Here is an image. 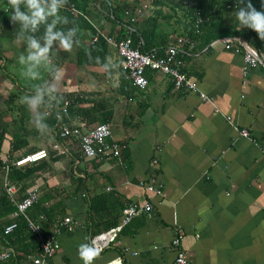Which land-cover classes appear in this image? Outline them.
I'll use <instances>...</instances> for the list:
<instances>
[{"label": "crops", "instance_id": "obj_1", "mask_svg": "<svg viewBox=\"0 0 264 264\" xmlns=\"http://www.w3.org/2000/svg\"><path fill=\"white\" fill-rule=\"evenodd\" d=\"M148 2L133 4L136 13ZM162 10L168 16L158 18L156 38L165 37L168 45L185 51L181 70L197 92L174 89L169 76L151 69L144 71L143 88L133 85L108 44L105 61L117 65L110 63V76L102 65H76V53L90 42L82 33L71 51L54 43L39 64L19 62L28 55V42L0 38L5 62L0 70V123L6 128L0 158L12 161L29 153L28 148L51 152L41 164L44 169L23 186L22 196L25 189L35 188L36 201L44 207L59 204L62 218L69 216L76 223L69 232L59 231V247L43 264H83L79 246L119 224L122 207L144 201L151 208L132 216L92 264L116 256L123 264H173L174 234L181 235L179 247L192 264H264V65H247L236 44L228 49L219 43L178 44L180 36L171 31L180 12L174 14L169 6ZM83 16L99 32L101 15ZM73 90L83 93L74 104L82 112L70 125L107 123L111 139L124 144L118 157L87 158L77 142L70 153L67 142L55 138L45 105L52 92ZM11 93L19 106L8 110L3 101ZM38 93L42 101L30 110L25 98ZM36 119L44 121L43 130L34 125ZM242 129L247 136L240 135ZM12 167L19 166L9 163L5 172L0 165V183L4 192L12 187L19 199L20 186L7 180ZM151 179L159 194L144 189ZM110 222L114 224L108 226ZM56 226L41 227V235L48 236ZM17 256V264L27 263Z\"/></svg>", "mask_w": 264, "mask_h": 264}, {"label": "trees", "instance_id": "obj_2", "mask_svg": "<svg viewBox=\"0 0 264 264\" xmlns=\"http://www.w3.org/2000/svg\"><path fill=\"white\" fill-rule=\"evenodd\" d=\"M137 1L139 3L140 0L121 1V3H114L112 0H67V3L59 10L60 15L56 17L59 21H63L66 17L67 23L59 22L53 30L67 32L69 28L75 27L77 29L75 40H77L80 33L88 37L90 42L85 44L86 50L75 55L76 65H103L106 63L107 44L103 35L110 36L115 40L128 37L131 47L137 48L142 52L154 51L155 54L160 55L162 49L168 44L165 37L162 39L156 38L159 28L158 18L168 16L163 12L162 7L169 6L174 14L180 12L178 22H175L176 26L171 32L180 36L179 38L184 41L182 43L183 46H187L184 44L185 41L192 43L195 47H201L220 37H238L244 40L257 53L264 56V40L259 39L254 30L241 27L235 17L236 8L243 6L238 5V0H176L175 2L172 0H149V8L144 6V9L142 7V10L136 13L133 4H136ZM80 2H82V6L79 5ZM251 3L258 11H264V7H262L264 0H251ZM71 5L74 8V12L69 10ZM78 6L82 8V14L78 10ZM150 7L152 8L151 11ZM21 10H24V5H21ZM145 10L148 12H144ZM11 11V6L4 0H0V38L7 36L19 37L23 42H28V37L34 36L43 42L45 24L39 25L35 32L22 30L20 22H12L10 20ZM86 14L94 15L95 17L101 15L102 24L99 32H97L95 26L84 19L83 15L86 16ZM52 19V17H49L47 22L50 23ZM92 35H96L94 40H92ZM0 59L2 63L0 70H4V58L0 57ZM122 71L125 73L123 69ZM80 95H83V93L76 90L71 92H52L50 101L45 105V112L48 113L45 114L44 112L45 116H47L46 121L54 127L55 138L63 145L64 141L67 142L65 147L70 146V153L73 145H76V141L71 136L60 137L59 129L60 124L71 126L70 122L74 119V115L82 112L74 107V104L82 99H80ZM14 97V94L11 93L3 101L8 110L19 106L18 103H14ZM65 100L67 102L66 105H64ZM1 114L2 111L0 112V117ZM106 119L107 117L104 116L101 122H105ZM5 129L0 123V143L5 135ZM35 149L37 148H28L26 152H32ZM48 154L50 155L51 152H46V156ZM44 158L19 167L10 168L7 173V180L9 184L20 186L19 198L22 196L23 186L25 187L26 182L44 169L43 165H41L45 163ZM14 210V204L8 199L0 183V246L11 247L14 251L20 253L22 257L35 255L37 252V241L28 229L22 215L11 216ZM25 214L34 219L40 228H52L63 219L62 209L59 204L53 203L49 207H44L42 206V201H36L30 205L26 209ZM39 214L42 215L41 219L38 218ZM11 222H15V227L10 233L3 234L4 226ZM113 224L114 222H110L108 226ZM20 259L21 256H14L0 261V264H17Z\"/></svg>", "mask_w": 264, "mask_h": 264}, {"label": "built area", "instance_id": "obj_3", "mask_svg": "<svg viewBox=\"0 0 264 264\" xmlns=\"http://www.w3.org/2000/svg\"><path fill=\"white\" fill-rule=\"evenodd\" d=\"M7 2V0H6ZM8 3V2H7ZM70 11L74 12V8L71 5ZM96 35L93 36V40ZM106 44L113 47L119 58V63L121 68L125 71L126 76L130 79L131 83L139 88H143L147 81L144 77L145 69H151L162 74L169 76L171 80L172 87L174 89H187L191 92H197V88L193 83H191L186 77L185 73L181 70L182 61L181 57L185 54L184 50L178 48L177 45H168L162 49L160 55L155 54L154 51L142 52L137 48L131 47L130 40L128 37L121 40H115L110 36L103 35ZM184 41L178 38L177 43L182 44ZM187 44L188 41H185ZM221 44L225 49L231 48L232 44H236L235 51H238V47L243 50V59L245 63L249 66H257L258 64L264 65V56L257 53L254 49L248 46L244 40L238 37H220L211 42ZM201 99L209 101V99L202 93H199ZM66 100L64 105H66ZM64 111V109H63ZM45 114H48L45 112ZM241 136H247L248 132L244 129L240 130ZM59 136L66 137L71 136L75 139L78 144L80 153L87 158H112L118 157L124 144L111 139L110 128L107 123L96 124L92 128H87L83 123L72 124L67 126L65 124H60ZM46 157V151L44 149H38L33 152L22 154L10 160L4 157L0 158L1 168L7 172L9 163L14 166H22L27 163L36 162L42 158ZM264 158V155H263ZM152 179L149 185H144V189L147 191H152L155 194H159L160 190L153 187ZM5 192L9 200L14 204L15 210L11 216H16L18 214L22 215L26 221L28 229L32 232L34 238L37 241L36 254L23 256L25 258L26 264H43L45 258L52 256L58 249L59 244L57 240V235L59 231H71L76 223L71 217H64L57 226L53 229V232L48 236L41 235L40 227L32 219L26 216V209L36 202L37 200V190L35 188H27L24 190V194L21 198L15 199L13 197V188L5 187ZM151 208V203L144 201L139 205H126L121 209L122 218L119 224L108 228L107 230L94 234L90 236V245L97 249L98 253L103 249L111 245L117 238L120 228L126 224L132 216L137 212H146ZM15 227V222H11L4 226L3 234L10 233ZM181 235L174 234L170 240V246L174 252L173 264H192L184 256L181 251L180 244ZM7 258H12L17 256V252L11 247L0 246V261L5 260L4 256ZM102 264H123L122 258L116 256L111 258Z\"/></svg>", "mask_w": 264, "mask_h": 264}, {"label": "clouds", "instance_id": "obj_4", "mask_svg": "<svg viewBox=\"0 0 264 264\" xmlns=\"http://www.w3.org/2000/svg\"><path fill=\"white\" fill-rule=\"evenodd\" d=\"M7 2L12 10L10 20L12 22H20L22 30L35 32L39 25H46L43 44L34 36L28 37V55L26 58L23 55L19 57L21 64L25 63L26 59L32 64H39L41 61L46 60L54 43L65 51H71L74 45L78 46V41L74 39L77 33L75 27L69 28L67 32L53 30L57 23H67L66 17L63 21L56 19L60 15V8L67 3V0H7ZM21 5H24V10H21ZM238 5H243L237 7L235 12V17L241 27L254 30L259 39L264 40V11H258L254 8L251 0H238ZM262 7H264V4H262ZM49 17L53 18L50 23L47 22ZM110 63L116 65L112 61ZM110 63L106 62L102 65L105 73L109 76ZM41 101L42 95L38 93L35 97L25 98L24 103L32 110ZM33 123L38 130H43L46 127L44 121L39 119L33 120ZM78 254L83 264H92L94 258L98 255V251L92 245L83 243L78 248ZM2 258L7 259V256L5 255Z\"/></svg>", "mask_w": 264, "mask_h": 264}, {"label": "rangeland", "instance_id": "obj_5", "mask_svg": "<svg viewBox=\"0 0 264 264\" xmlns=\"http://www.w3.org/2000/svg\"><path fill=\"white\" fill-rule=\"evenodd\" d=\"M144 1V0H143ZM15 91V90H14ZM20 94H22V93H20Z\"/></svg>", "mask_w": 264, "mask_h": 264}]
</instances>
